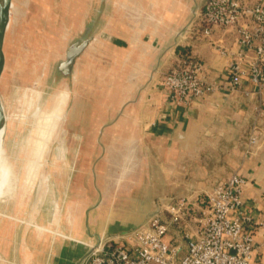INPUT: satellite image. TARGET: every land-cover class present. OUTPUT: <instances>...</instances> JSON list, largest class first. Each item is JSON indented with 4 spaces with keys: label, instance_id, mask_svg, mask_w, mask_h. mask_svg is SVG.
<instances>
[{
    "label": "crops",
    "instance_id": "obj_1",
    "mask_svg": "<svg viewBox=\"0 0 264 264\" xmlns=\"http://www.w3.org/2000/svg\"><path fill=\"white\" fill-rule=\"evenodd\" d=\"M207 1L154 2L156 26L149 33L147 56L143 55L144 49L135 50L131 45L114 46L117 53L125 50L128 62L121 63L126 68L125 76L138 77V85H128L123 93L115 91L112 101L103 103V111L83 121L88 127L85 141H96L99 136L103 142L111 141L120 132L128 141L148 143L145 154L149 165H145L144 173H128L125 177L114 173L120 166L112 167L115 169L110 173L105 165L98 166L91 184L80 182L75 187L90 194L84 202L88 206L86 214L81 213L78 220H72L75 205L71 203L65 215L53 224L55 213L51 217L44 200L31 223L28 214L24 220L1 224L0 264H85L90 246L124 240L165 207L182 198L194 203L212 194L233 175L248 182L239 212L246 219L245 235L251 236L258 247L255 249H259L253 252L250 264H264V247H260L264 240V150L247 154L243 149V128L248 124L252 98L258 90L249 87L251 98L243 99L239 90L231 93L220 88L189 105L177 104L166 92L158 91L162 84L157 81L158 73L187 62L179 48H188L202 65L200 73L205 83L218 88L230 84L231 56L222 54L217 47L236 53V36L217 31L205 38L191 32L192 23ZM152 82L157 84L154 88ZM95 127L98 131L102 127L101 135L95 133ZM119 156L114 153L110 158ZM45 212L46 219L42 216ZM200 217L197 211L185 225L188 227L182 225L178 230L175 226L167 237L183 247V254L187 249L185 233L198 232Z\"/></svg>",
    "mask_w": 264,
    "mask_h": 264
},
{
    "label": "rangeland",
    "instance_id": "obj_2",
    "mask_svg": "<svg viewBox=\"0 0 264 264\" xmlns=\"http://www.w3.org/2000/svg\"><path fill=\"white\" fill-rule=\"evenodd\" d=\"M156 1L102 0V13L91 44L77 60L71 79H62L57 75L58 65L64 60L68 48L84 33L99 0H12L3 49L5 65L0 79V98L5 116L0 148V167L3 169V172L0 170V234L1 224L24 220L29 214L35 186L43 176L47 211H51V217L55 213L53 224H56L71 203L75 205L72 206L73 221L78 220L81 213L86 214L88 206L84 202L90 194L75 187H79L77 183L80 182L91 184L98 166L105 165L109 173L115 169L112 167L120 166L114 173L120 172L125 177L128 173L133 176L144 173L145 165H149L145 154L149 149L148 143L128 141L127 136L123 137L120 132H116L111 141L103 142L101 136L96 141H85V129L88 127L83 125V121L103 111V103L112 101L115 91L123 93L128 85H138V77L125 76L126 68L121 64L128 62L125 50L117 53L114 46L120 43L131 45L135 50L144 49L143 55L147 56L150 51L146 49L147 42H150L149 33L152 26H156V8L153 6ZM175 68L178 67L175 65L166 73H158L157 81L162 82ZM152 84L153 88L157 85L156 82ZM220 88L231 93L239 90L243 99H250L252 95L251 91L234 89L229 84L226 88L224 85L216 86L205 98ZM158 91L165 92L161 87ZM263 91L262 88L254 93L248 124L243 128V149L247 154L264 150ZM153 92L154 89V96ZM62 95L66 98L65 106L70 98L65 121L51 143L56 126L52 132L49 129L43 133L40 131L46 116ZM101 129L98 131L95 127V133L101 135ZM38 140L46 144L41 151L39 165L49 143L50 151L45 155L40 171L38 169L37 180L24 190L25 172L33 159L31 155L37 149ZM114 153L120 156L110 158ZM14 172L12 184L10 180ZM46 213L42 215L45 219ZM12 225L9 223L10 227Z\"/></svg>",
    "mask_w": 264,
    "mask_h": 264
},
{
    "label": "built area",
    "instance_id": "obj_3",
    "mask_svg": "<svg viewBox=\"0 0 264 264\" xmlns=\"http://www.w3.org/2000/svg\"><path fill=\"white\" fill-rule=\"evenodd\" d=\"M217 31L236 36V53L217 47L231 56L230 85L246 91L253 86L260 91L264 87V0H208L191 32L210 38ZM201 66L192 56L163 78L161 87L173 102L193 104L215 90V85L202 79ZM247 183L233 175L194 203L179 199L124 240L92 247L85 264H250L253 252L259 249H255L254 239L245 235L246 219L239 212ZM197 211L201 213L199 230L195 235L185 233L187 249L183 254V247L167 237L173 227L180 230L193 220Z\"/></svg>",
    "mask_w": 264,
    "mask_h": 264
},
{
    "label": "water",
    "instance_id": "obj_4",
    "mask_svg": "<svg viewBox=\"0 0 264 264\" xmlns=\"http://www.w3.org/2000/svg\"><path fill=\"white\" fill-rule=\"evenodd\" d=\"M12 0H0V79L4 70L5 58H4V42L7 33V27L10 21V9H11ZM102 0H99L97 7L94 10V13L86 25L85 31L82 36L74 42L66 51V55L63 61H61L57 68V75L62 79H71L73 76V71L77 60L79 57L86 51L92 41V34L97 24V21L102 13ZM66 116V115H65ZM5 125V116L3 113V106L0 98V127ZM50 151V149H49ZM48 151V152H49ZM44 184L45 177H41L37 182L34 193L32 204L29 211L28 222H32V216L35 212L42 209L45 195H44ZM98 246V245H96ZM96 246H90L91 251L88 253L85 260L88 259L90 254L93 251V248ZM93 247V248H92ZM86 262V261H85ZM84 262V263H85Z\"/></svg>",
    "mask_w": 264,
    "mask_h": 264
},
{
    "label": "bare ground",
    "instance_id": "obj_5",
    "mask_svg": "<svg viewBox=\"0 0 264 264\" xmlns=\"http://www.w3.org/2000/svg\"><path fill=\"white\" fill-rule=\"evenodd\" d=\"M68 94L70 95L69 91H68ZM69 99L70 98H68L66 106H65L66 98L64 95H62V97H60L59 100H57L53 110L51 111L50 114H48L46 116L47 118L44 121V123L42 124V128L40 131L42 133L45 130L48 131V129L51 132H52V130L54 131L55 126H56L55 130H57V131H55V133L52 137L51 143L55 139L54 138V136H56L55 134L59 133L58 129H60V126L64 124L65 111H66ZM43 135L44 134H42L41 136H43ZM3 138H4V136H3V126H2V127H0V148H1V144L3 143ZM41 141H42V139H41ZM41 141L38 140V143H37L38 145L36 146L37 149H35V152L31 155V158L33 157V159L31 161H33V162L30 161V164L28 165L27 170L25 172L26 174H25V178H24L23 184H22L24 190H27L28 188H30L33 185V183L35 182V180H37L38 173L42 167V164L45 162L44 161L45 155L49 151L48 149H50L51 143H49L48 148L46 149V151H44L43 161L39 165V160L41 159V154H42L41 151H43L44 147L46 146V144L44 145L43 142H41ZM39 167H40V169H39ZM0 168H1L0 170L3 172L2 167H0ZM38 169H39V171H38ZM13 180H15V172L13 173L12 180H10L12 182V184H13Z\"/></svg>",
    "mask_w": 264,
    "mask_h": 264
},
{
    "label": "trees",
    "instance_id": "obj_6",
    "mask_svg": "<svg viewBox=\"0 0 264 264\" xmlns=\"http://www.w3.org/2000/svg\"><path fill=\"white\" fill-rule=\"evenodd\" d=\"M178 50L181 52L183 60L188 61L192 58V55L190 53V50H188V48H179Z\"/></svg>",
    "mask_w": 264,
    "mask_h": 264
}]
</instances>
